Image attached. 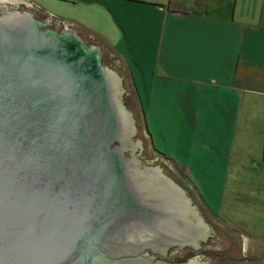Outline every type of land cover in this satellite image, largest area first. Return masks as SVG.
<instances>
[{
    "label": "water",
    "instance_id": "water-1",
    "mask_svg": "<svg viewBox=\"0 0 264 264\" xmlns=\"http://www.w3.org/2000/svg\"><path fill=\"white\" fill-rule=\"evenodd\" d=\"M23 18H0V264H98L120 158L102 144L119 121L129 142L130 113L100 49Z\"/></svg>",
    "mask_w": 264,
    "mask_h": 264
},
{
    "label": "crops",
    "instance_id": "crops-1",
    "mask_svg": "<svg viewBox=\"0 0 264 264\" xmlns=\"http://www.w3.org/2000/svg\"><path fill=\"white\" fill-rule=\"evenodd\" d=\"M45 1L120 56L154 143L191 177L219 181L221 197L242 158L230 142L239 101L264 99V0ZM74 9L79 20L59 14Z\"/></svg>",
    "mask_w": 264,
    "mask_h": 264
},
{
    "label": "rangeland",
    "instance_id": "rangeland-1",
    "mask_svg": "<svg viewBox=\"0 0 264 264\" xmlns=\"http://www.w3.org/2000/svg\"><path fill=\"white\" fill-rule=\"evenodd\" d=\"M47 10L55 11L45 0L0 3V17L9 13L30 15L41 25V31L61 35L66 30L78 36L87 48L100 49L102 66L120 84L119 98L130 113L133 128L129 142L125 143L120 139L122 127L119 121L118 131L113 130L108 136L109 142L106 140L102 144L115 149L120 158L116 159L117 179H114V190L109 196V209L104 208L105 221L95 233V243L90 244L96 255L94 261H100L98 264H264V149L261 133L264 132V99L252 100L256 112L248 108L247 100L239 101L241 107L234 127L236 137L230 142L232 151L240 150L242 158L232 162L226 175V189L220 197L216 189L221 184L219 181L204 179L205 173L202 178L191 177L154 143L156 135L150 131L144 106L136 96L134 82L120 56L94 37V31L78 24L71 26L59 22ZM60 12L76 20L83 16L79 11ZM88 18L86 22H90ZM100 26L105 27L101 23ZM251 110L254 114L247 115ZM251 161L257 162L259 167ZM157 171L177 182L178 188L191 197V210L183 207L185 197L176 191V186L161 178ZM139 183L144 188L136 186ZM114 202L121 210L112 208ZM88 211L89 215H95L91 208ZM192 212L201 220L193 217ZM128 224L137 228L135 232L124 231ZM130 241L132 244L128 246L132 248L126 249L130 253L137 249L135 256L120 258V255H110L118 250L121 242Z\"/></svg>",
    "mask_w": 264,
    "mask_h": 264
},
{
    "label": "bare ground",
    "instance_id": "bare-ground-1",
    "mask_svg": "<svg viewBox=\"0 0 264 264\" xmlns=\"http://www.w3.org/2000/svg\"><path fill=\"white\" fill-rule=\"evenodd\" d=\"M7 2H9V0H0V3H7ZM0 18H2V20H4V22H8L7 20L9 19V23H11V24H17L18 22L20 23V22H22V21H24L23 19V15H22V17L20 16V15H17V14H14V13H9V14H5V15H3L2 17H0ZM112 75V77L115 79V86H116V91H117V93L119 94V88H120V84L118 83V81L116 80V78L113 76V74H111ZM120 96V95H119ZM118 96V97H119ZM117 97V99H120V98H118ZM131 167V166H130ZM163 178V177H162ZM135 179V178H134ZM144 186V185H143ZM180 192V191H179ZM182 193H183V191H181ZM180 192V193H181ZM184 195H186L185 193H184ZM185 197V202H184V204H183V207L186 205L187 206V203H186V196H184ZM109 198V197H108ZM108 200V199H107ZM185 208V207H184ZM186 209V208H185ZM118 210H121V208H119ZM134 224H132V226H133ZM135 226V225H134ZM135 229H137L136 227H134ZM141 228V227H140ZM132 229H133V227H131V226H129V225H126V226H124V231H126L127 233L129 232H131L132 231ZM142 229V228H141ZM132 243H131V241L130 242H121L120 244H119V248H118V250H114V252H112V254H110V255H120V258H122V257H128V256H135L134 254H136V252H138V250L137 249H135V251H134V253H130V252H127V249H129V248H132L131 246L129 247L128 245H131ZM127 248V249H126ZM141 248H143V247H141Z\"/></svg>",
    "mask_w": 264,
    "mask_h": 264
},
{
    "label": "flooded vegetation",
    "instance_id": "flooded-vegetation-1",
    "mask_svg": "<svg viewBox=\"0 0 264 264\" xmlns=\"http://www.w3.org/2000/svg\"><path fill=\"white\" fill-rule=\"evenodd\" d=\"M1 4H2V3H1ZM17 15H18V14H17ZM22 15H23V14H22ZM22 15H20V16L22 17ZM115 161H116V160H115ZM162 177H163V176H162ZM163 178H164V177H163ZM166 178H167L169 181H171V182L173 183V185L177 186V184H176L177 182L174 183L170 178H168V177H166ZM164 179H165V178H164ZM167 179H166V180H167ZM175 188H176L177 190H176V189H174V190H176V191H180V192H181V189H180V188L178 189V186L175 187ZM181 193H182V192H181ZM184 193H185V192H183L182 195L187 197V195H184ZM187 193H188V192H187ZM185 194H186V193H185ZM188 196H189V193H188ZM189 198H191V197H188V199H189ZM128 206H129V205H128ZM117 208L119 209V208H121V207H117ZM126 208H127V207H126ZM192 216L195 217L196 219H197V217L199 218L198 214H197V216H196L193 212H192ZM199 219H200V218H199ZM200 220H201V219H200ZM201 222H202V221H201ZM141 228H142V227H141ZM141 228H140V229L138 228V229L141 230ZM94 231H96V230H94ZM131 232H132V231H131ZM95 233H96V232H95ZM155 233H157V231H155ZM128 235H129V234H128ZM95 237H96V236H95ZM156 238H157V235H156ZM146 242H149V241H146ZM150 246H151V245H150ZM151 247H152V246H151ZM91 249H92V248H91ZM92 252H93V251H91V254H90V255H92V257H93V255L96 256L95 253L93 254ZM152 252H155V250L153 249ZM170 253H171V252H170ZM134 255H136V254H134ZM97 256H99V255H97ZM90 259H91V258H90Z\"/></svg>",
    "mask_w": 264,
    "mask_h": 264
}]
</instances>
